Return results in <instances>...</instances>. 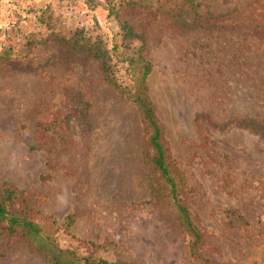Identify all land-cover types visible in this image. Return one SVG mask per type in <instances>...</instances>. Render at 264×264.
I'll return each mask as SVG.
<instances>
[{
    "label": "rangeland",
    "instance_id": "1",
    "mask_svg": "<svg viewBox=\"0 0 264 264\" xmlns=\"http://www.w3.org/2000/svg\"><path fill=\"white\" fill-rule=\"evenodd\" d=\"M165 1L0 0V188L20 193L29 217L52 223L57 245L79 256L203 264L171 206L150 199L137 110L96 60L57 39L79 35L122 86L127 59L150 63L145 95L205 264L264 260V0H192L198 13L230 16L191 30L155 14ZM124 22L136 38L124 39ZM227 209L246 225L230 227ZM0 264L47 263L0 232Z\"/></svg>",
    "mask_w": 264,
    "mask_h": 264
},
{
    "label": "trees",
    "instance_id": "2",
    "mask_svg": "<svg viewBox=\"0 0 264 264\" xmlns=\"http://www.w3.org/2000/svg\"><path fill=\"white\" fill-rule=\"evenodd\" d=\"M132 4V2L126 3V5ZM198 7V4L192 0H166L155 9V14L167 18L180 30L209 29L230 16V13L213 15L207 9L198 13ZM123 28L125 30L124 39L137 37L125 22ZM57 39L66 42L75 52L96 60L104 83L119 89L125 101L132 104L137 110L143 132L142 165L145 168L150 199L156 201L164 199V202L171 206L175 223L180 231L188 237L190 255L205 264L206 261L199 254L201 242L199 230L192 223L185 205L180 200L182 187L172 172L160 125L152 104L145 95L144 80L150 72V63L139 56L140 65L135 67L131 59H127L125 72L129 76L130 82L127 86H122L118 78L115 77L106 54L98 45L90 43L79 35L67 39L58 37ZM76 106L84 115L86 104L78 100ZM80 120L84 121L83 116ZM88 126V124L82 126V129ZM40 130L44 131V128L42 127ZM20 203H23L20 193L8 184H3L0 188V232L28 241L34 251L41 255L47 264H111L103 258L90 255L79 256L69 248L58 246L54 237L58 228L52 223L41 225L34 222L27 214L24 203L23 206ZM225 213L230 227L246 225L236 210L227 209ZM71 221V217L68 216L65 218L64 224L69 226ZM87 244L92 245L90 242ZM250 264H264V260L252 257Z\"/></svg>",
    "mask_w": 264,
    "mask_h": 264
}]
</instances>
